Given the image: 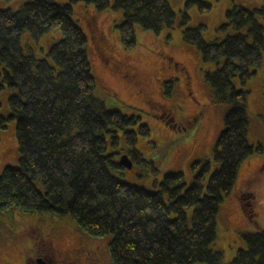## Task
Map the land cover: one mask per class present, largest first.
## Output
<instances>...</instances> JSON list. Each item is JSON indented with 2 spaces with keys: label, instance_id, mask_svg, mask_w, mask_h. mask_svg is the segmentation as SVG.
Returning <instances> with one entry per match:
<instances>
[{
  "label": "trees",
  "instance_id": "trees-1",
  "mask_svg": "<svg viewBox=\"0 0 264 264\" xmlns=\"http://www.w3.org/2000/svg\"><path fill=\"white\" fill-rule=\"evenodd\" d=\"M242 1L253 0H233L216 28L221 37L211 40L202 37V24H188L186 8L207 12L211 4L205 0H186L179 16L168 0H26L19 9L0 8V94L9 91V114L0 115V128L15 120L19 151L18 164L0 173V214L14 206L70 216L82 232L109 236L112 264H222V250L213 247L219 204L233 189L241 162L262 151L247 141V90L237 88L233 78L244 84L261 64L264 0L255 7ZM77 2L120 9L123 18L116 27L127 49L137 44L136 25L154 33L178 26L203 61L215 64L204 79L212 100L226 109L212 172L207 159L197 160L190 164L194 173L188 185L182 171H166L154 189L115 174L125 168L120 150L127 149L133 162L145 160L135 145L149 128L139 115L109 108L96 93L88 38L71 16ZM53 28L62 36L48 48L51 62L24 51V31L38 39ZM164 90L171 93V81ZM239 195L248 204L253 194ZM241 237L244 247L228 264H264V228Z\"/></svg>",
  "mask_w": 264,
  "mask_h": 264
},
{
  "label": "rangeland",
  "instance_id": "rangeland-1",
  "mask_svg": "<svg viewBox=\"0 0 264 264\" xmlns=\"http://www.w3.org/2000/svg\"><path fill=\"white\" fill-rule=\"evenodd\" d=\"M25 1L0 0V8L19 9ZM168 1L179 16L186 0ZM205 1L211 4L207 12H200L196 5L186 8L188 24H202V37L211 40L221 37L216 28L225 21L226 10L233 0ZM261 2L242 1L240 4L249 3V7H255ZM71 16L88 38V57L96 79V93L109 108L135 113L149 128V135L139 136L135 145L145 160L133 162L121 140L119 148L124 150H120L119 158L127 154L132 165L115 174L125 181L154 189L153 183L161 180L166 171H182L188 185L194 173L190 164L197 160L207 159L209 172H212L218 165L213 153L216 138L224 127L226 109L212 100L210 87L204 79V73L213 70L215 64L203 61L196 46L183 40L178 26L164 27L159 33H154L136 25L137 44L127 49L121 44L116 27L123 18L120 9L109 6L97 10L92 4L77 2L72 4ZM61 36L58 28L47 31L38 39L24 31L20 41L25 52L31 51L36 57L47 58L51 62L48 48ZM263 70L264 49L261 64L244 84L237 77L233 78L237 88L247 90V141L255 146L260 144L262 151H254L241 162L233 189L219 204L213 247L222 250V264H228L236 250L244 247L242 233L264 228ZM167 81H171L172 86L169 94L164 90ZM101 85L117 96L113 97ZM8 95L7 89L1 91L0 115L9 114ZM18 157L15 120L9 119L0 128V173L7 165L16 166ZM149 161L156 166V171L152 170ZM241 191L253 194L248 204L240 200ZM249 210L254 217L249 215ZM78 231L77 223L70 216L22 212L14 206L7 207L0 214V264H25L36 241L42 238L45 241L51 238L61 248L68 247L79 240ZM80 234L81 238L85 235ZM87 236L86 240L100 244L105 250L107 259L103 264H112L109 236Z\"/></svg>",
  "mask_w": 264,
  "mask_h": 264
},
{
  "label": "flooded vegetation",
  "instance_id": "flooded-vegetation-1",
  "mask_svg": "<svg viewBox=\"0 0 264 264\" xmlns=\"http://www.w3.org/2000/svg\"><path fill=\"white\" fill-rule=\"evenodd\" d=\"M78 232L84 233L81 230ZM80 233L79 240L65 248L59 247L51 238L36 241L25 264H103L107 259L105 250L100 244L86 240L88 234L84 233L81 238Z\"/></svg>",
  "mask_w": 264,
  "mask_h": 264
},
{
  "label": "water",
  "instance_id": "water-1",
  "mask_svg": "<svg viewBox=\"0 0 264 264\" xmlns=\"http://www.w3.org/2000/svg\"><path fill=\"white\" fill-rule=\"evenodd\" d=\"M119 164L125 166L126 168H131L132 162L127 154H122L119 158ZM193 264H206V263H193Z\"/></svg>",
  "mask_w": 264,
  "mask_h": 264
}]
</instances>
